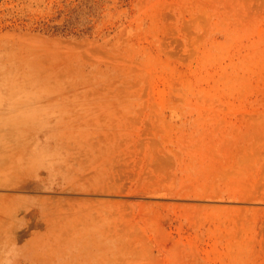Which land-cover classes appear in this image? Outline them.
<instances>
[{
    "label": "rangeland",
    "instance_id": "rangeland-1",
    "mask_svg": "<svg viewBox=\"0 0 264 264\" xmlns=\"http://www.w3.org/2000/svg\"><path fill=\"white\" fill-rule=\"evenodd\" d=\"M0 264H264V0H0Z\"/></svg>",
    "mask_w": 264,
    "mask_h": 264
}]
</instances>
